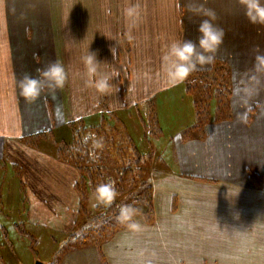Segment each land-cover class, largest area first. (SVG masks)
Instances as JSON below:
<instances>
[{"label": "crops", "instance_id": "crops-1", "mask_svg": "<svg viewBox=\"0 0 264 264\" xmlns=\"http://www.w3.org/2000/svg\"><path fill=\"white\" fill-rule=\"evenodd\" d=\"M196 2L0 0V224L12 233L11 248L18 243L19 249L32 246L36 253L18 264H46L35 250L41 242L49 244L46 260L52 262L61 251L55 264H264V198L249 178L255 173L264 181V71L254 67V50L264 53V25L249 23L238 0H206L224 38L205 54L212 62L193 70H208L213 62L228 68L230 119L204 125L201 139L182 141L177 129L164 136L165 108L174 112L177 99L191 96L184 80L175 83L166 71L180 61L170 57L166 64L163 57L173 41L197 44V26L206 17L188 11ZM133 7L138 15L127 16L126 9ZM88 51L100 62L97 75L118 71L108 93L88 83ZM52 62L65 68L63 87L49 89L45 81L39 96L26 100L20 80L25 74L37 76V69ZM187 101L190 119L182 124L184 130L195 123L193 100ZM147 103L154 106L160 137L172 143L175 164L203 179L175 170L163 171L167 178L152 176L151 224L136 215L139 231L118 230L98 247L64 246L79 220L78 173L45 151L44 143L36 149L27 140L63 131L76 121L97 123L105 112L116 114L130 137L133 127L145 137L138 113ZM201 164L211 172L196 173ZM184 181L183 191H172ZM12 218L22 227L15 237Z\"/></svg>", "mask_w": 264, "mask_h": 264}, {"label": "trees", "instance_id": "trees-1", "mask_svg": "<svg viewBox=\"0 0 264 264\" xmlns=\"http://www.w3.org/2000/svg\"><path fill=\"white\" fill-rule=\"evenodd\" d=\"M228 74L225 65L213 62L210 69L192 71L184 79L185 91L193 97L195 123L181 133L182 141L196 135L201 139L204 125L230 119L228 103L232 92L227 83ZM212 99L216 101L214 118L210 113ZM152 107L149 103L145 110L146 118L140 119L148 132L147 136L157 137L161 135V130ZM121 124L116 114L105 112L96 125L89 126L83 121H76L63 131H49L32 136L26 142L36 149L39 148L38 144L44 143L45 151L73 166L78 173L79 178L74 188L79 195L78 214L81 219L69 233L64 246L92 244L98 247L114 232L126 228L116 220L121 205H130L137 209V215L142 216L147 224L153 222V186L150 171L146 169L150 158L139 153ZM250 179L254 186L258 187V179L254 176ZM108 182H111L117 191L115 199L108 206L97 203L92 211L88 210L85 204L89 195L88 189L95 198L96 187ZM174 209L172 202V210ZM23 234L21 232L20 235ZM28 237L31 244L33 239ZM30 250L33 252L32 246ZM60 254L61 251L56 252L50 264H55Z\"/></svg>", "mask_w": 264, "mask_h": 264}, {"label": "clouds", "instance_id": "clouds-1", "mask_svg": "<svg viewBox=\"0 0 264 264\" xmlns=\"http://www.w3.org/2000/svg\"><path fill=\"white\" fill-rule=\"evenodd\" d=\"M238 2L244 7V14L249 23L264 25V3H261V0H238ZM205 4L206 0H198L195 8L188 7V11L206 17L197 26L199 33L197 44L194 45L191 41L181 43L173 41L167 46V51L163 57L165 63L167 64L170 57H175L180 61L179 64L168 65L166 68L169 78L175 83L182 82L196 68L197 64L211 63L213 57L205 54L213 53L223 42L224 29L214 23L216 14L212 9L205 7ZM125 14L134 17L138 15V12L133 7L126 9ZM197 46L201 49L200 53L195 51ZM254 51V67L257 72H262L264 71V53H261L258 49ZM193 55H195V61H193ZM84 63L90 86L100 94L108 93L113 87L111 81L118 76V71L113 69L111 73L97 75L100 62L94 52H87ZM65 80L66 71L63 65L59 62H52L45 68L37 69V76L29 74L23 76L19 82L20 95L26 100H33L39 96L45 86V81L49 89H59L63 87ZM116 195L117 191L111 182L100 184L95 189L96 202L104 206L110 205ZM136 215L137 209L130 205H121L116 220L129 231L136 232L140 230V225L134 219Z\"/></svg>", "mask_w": 264, "mask_h": 264}, {"label": "rangeland", "instance_id": "rangeland-1", "mask_svg": "<svg viewBox=\"0 0 264 264\" xmlns=\"http://www.w3.org/2000/svg\"><path fill=\"white\" fill-rule=\"evenodd\" d=\"M231 92L233 91L232 89H230ZM191 96V95H190ZM189 99H187V97L183 98V99H177L176 102H174L173 104V108H174V112L172 108H165L164 113L161 114V122L163 124V130H164V136L169 137L170 134L172 135V133L174 132V130L177 129V131L181 134L186 126H183L182 124L190 119L189 118V113H190V104L188 103L187 100H193V97H188ZM192 98V99H191ZM149 103L146 104L145 109L142 110L140 113H138L139 118H146L145 117V110L147 109ZM153 106V105H152ZM172 106V105H171ZM170 106V107H171ZM153 108V112H154V106ZM192 108V107H191ZM216 108V101L214 99L210 100V113L212 115V117L214 118V109ZM228 113L229 116L231 117V109H230V100L228 103ZM155 113V112H154ZM250 113V112H248ZM119 118V117H118ZM120 119V118H119ZM141 121V119H140ZM213 121V119L211 120ZM74 123V122H73ZM98 123V122H97ZM97 123L93 122V123H86V125H96ZM122 123V121H121ZM211 123V122H210ZM143 123H141L142 125ZM123 125V123L121 124V126ZM124 126V125H123ZM143 130H144V134L145 137H143L141 134H138L134 131V127L132 129L129 130V133H131V137L133 139V142L136 146V149L139 151V153L141 155L144 156H148V158H150L149 163L147 162L146 164V169L148 171H150V178L153 176L156 177H165L167 178V176L165 175L166 173H164L165 171H174L176 172V174H178L179 176L185 175L187 173V175L190 176V178H199L203 179L202 176L197 177L194 173H192L191 170L187 171L186 169H181L177 164H175L176 162V158H175V153L172 150L171 147V142L169 144V140H164V137H152V136H147L148 132L146 131V129L144 128V125H142ZM182 131V132H181ZM142 136V137H141ZM169 144V145H168ZM168 166V168H166ZM197 166V165H196ZM153 167H159V168H153ZM161 167V168H160ZM205 168V169H202ZM157 169V170H156ZM155 171H159L160 173H153ZM164 171V172H163ZM185 171V172H183ZM196 173H209L210 168H206L205 164H201L199 165V167L195 170ZM255 177L256 179H258V189L259 192L263 193V195L260 198H264V192H263V187H264V181H262L261 177H258L257 174L255 173H250L249 174V178L251 177ZM159 179V178H158ZM206 180L210 181V182H218L217 179L212 178V179H207ZM152 182V186H154V182L151 180ZM190 182V181H189ZM250 182L253 183V181L250 179ZM187 181L181 182V185L178 186L177 184L172 187V191L180 193V191L182 190V187L187 185ZM254 185V183H253ZM91 190L88 189L87 194H89L86 198V207L87 209L90 211H92V208L97 204L93 194H91ZM177 197H173V204L177 205ZM245 200H250V196H248V199L245 198ZM261 200V199H260ZM260 203H262L260 201ZM261 205V204H259ZM153 207V206H152ZM172 207V206H171ZM175 210V209H174ZM81 219V217H79V220ZM14 220V237L19 234V231H22V227L16 222L15 219H11L10 221L12 222ZM2 221V218H0V222ZM17 230V232L15 231ZM24 233V232H23ZM11 232L8 234L5 227L1 226L0 224V264H18L20 261H24V258L26 256H35L36 253L33 251V253L31 252V250L28 247H22L19 249V245L18 243H16L17 245L14 246V248H11V242H12V236H11ZM21 234V233H20ZM27 234V233H24ZM24 234L22 236H24ZM28 235V234H27ZM12 237V238H11ZM29 237L25 235V239L27 240ZM15 242V241H14ZM27 243L29 244V241L27 240ZM14 244V243H13ZM33 245V244H31ZM63 244H60V247H62ZM37 252V255L39 258L43 259V261L46 262V264H50L51 261L46 260L47 256L49 255L48 252L50 251L49 248V244L46 242H41L38 246L37 249H35Z\"/></svg>", "mask_w": 264, "mask_h": 264}, {"label": "water", "instance_id": "water-1", "mask_svg": "<svg viewBox=\"0 0 264 264\" xmlns=\"http://www.w3.org/2000/svg\"><path fill=\"white\" fill-rule=\"evenodd\" d=\"M33 264H43V263L40 261H35Z\"/></svg>", "mask_w": 264, "mask_h": 264}]
</instances>
